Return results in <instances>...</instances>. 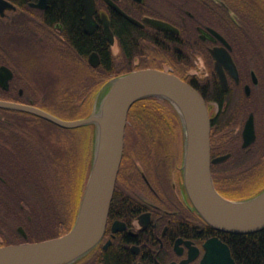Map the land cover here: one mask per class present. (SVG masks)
<instances>
[{
	"label": "flooded vegetation",
	"instance_id": "flooded-vegetation-1",
	"mask_svg": "<svg viewBox=\"0 0 264 264\" xmlns=\"http://www.w3.org/2000/svg\"><path fill=\"white\" fill-rule=\"evenodd\" d=\"M226 19L234 25L227 30ZM198 27L214 28L231 46L237 78L222 66L226 90L210 51L224 43L203 39ZM1 66L0 100L44 109L42 101L61 98L63 83L73 85L67 97L86 100L94 83L100 90L134 69L168 70L213 99L219 119L232 117L219 135L239 143L246 167H236V179L250 186L256 142L242 148V130L250 113L256 141L264 126V0H0ZM127 153L104 235L73 264H200L205 241L219 235L192 206L177 152ZM10 175L0 174V246L31 241L43 230L31 213L29 173H14V182Z\"/></svg>",
	"mask_w": 264,
	"mask_h": 264
},
{
	"label": "water",
	"instance_id": "water-1",
	"mask_svg": "<svg viewBox=\"0 0 264 264\" xmlns=\"http://www.w3.org/2000/svg\"><path fill=\"white\" fill-rule=\"evenodd\" d=\"M146 21L156 27L166 28L161 21ZM198 29L203 39L215 40L218 37L229 46L215 29ZM105 31L112 41L110 30L105 27ZM211 53L216 59L215 68L220 80L226 88L228 83L222 66L237 78L236 66L225 47L222 50L213 47ZM5 69L1 66L0 74ZM0 83L6 86L5 81ZM246 93H249L248 85ZM149 97L168 101L182 119L184 184L192 204L204 221L215 229L232 234H248L264 229V189L249 198L230 199L222 196L214 187L210 163L223 161L229 154L210 155L209 115L202 95L190 83L170 71L154 67L138 68L112 80L99 109H93L88 116L76 120L58 118L33 105L0 100V107L23 109L63 128L93 124L97 137L87 183L71 229L53 238L1 245L0 264H72L100 242L122 158L129 109L135 101ZM242 137V146H248L256 139L253 113L246 119ZM204 247L205 254L200 264H235L228 245L220 239L210 238Z\"/></svg>",
	"mask_w": 264,
	"mask_h": 264
},
{
	"label": "trees",
	"instance_id": "trees-1",
	"mask_svg": "<svg viewBox=\"0 0 264 264\" xmlns=\"http://www.w3.org/2000/svg\"><path fill=\"white\" fill-rule=\"evenodd\" d=\"M232 22L226 19V25L223 28L227 30L234 26ZM95 46L97 47V40ZM72 86L70 83H63V88L69 91L73 88ZM62 102V109L51 106L48 107V111L64 119L82 118L91 112L90 99L80 100L65 96ZM2 111L0 109V126L24 125L25 128L0 127V174H11L8 179L14 182L18 179L14 173H29L30 193L34 199L31 213L36 221L38 218L44 219L47 224L45 232L47 233L48 230L51 232L47 235L42 230L38 233L41 236L31 241L60 236L74 223L83 185L92 161L91 126L61 128L34 114L17 111L18 114L13 115L9 110H5L4 114ZM219 114L215 118H218ZM128 120L130 125L136 127L139 139L143 138V133L148 136L153 135L151 139L146 138L149 143L146 147L149 151L153 150L146 153L147 155L155 156L156 152L158 156L166 154L165 150L168 146L164 144V141L168 140V134L178 142L177 147L181 149L183 142L181 125L171 105L161 104L158 99L152 97L139 99L130 107ZM129 124L127 129H130ZM258 139L259 141L254 144L252 155L254 169L249 178V189L244 188L247 185L246 179L243 188L239 190L238 187L235 188L237 186L235 181L239 180V178L233 179L235 174L229 173L228 169L221 164L213 167L216 184L227 197L252 196L264 187V132ZM211 149L213 154L226 151H231L232 156L240 154L236 151L234 141L222 138L217 129L212 134ZM239 164L237 163L236 167H240ZM50 170L58 174L55 178L56 184L51 182L52 177L48 172ZM225 182L227 184L224 187L222 183ZM230 184L233 187L229 186ZM62 219L65 221L60 225ZM46 235L47 237H44ZM219 236L229 244L237 264H263L264 229L250 234L220 232Z\"/></svg>",
	"mask_w": 264,
	"mask_h": 264
},
{
	"label": "bare ground",
	"instance_id": "bare-ground-1",
	"mask_svg": "<svg viewBox=\"0 0 264 264\" xmlns=\"http://www.w3.org/2000/svg\"><path fill=\"white\" fill-rule=\"evenodd\" d=\"M212 28V27H211ZM207 29V28H206ZM214 29V28H213ZM223 38H224V36L222 35V34H220ZM218 37H215V40L217 39ZM207 39H209V40H213V39H211V38H207ZM220 39V38H219ZM225 39V38H224ZM215 40H213V41H215ZM221 40V39H220ZM226 40V39H225ZM227 41V40H226ZM223 42V41H222ZM224 43V42H223ZM227 43L229 44V42L227 41ZM214 47H216V46H214ZM226 48L227 50H228V52H229V49L231 48V46H230V44H229V46H227V45H225L224 44V46L223 47H220L221 48V50H222V48ZM217 48H219V47H217ZM212 49V48H211ZM211 49H210V51H211ZM229 54H230V52H229ZM231 56V55H230ZM232 58V57H231ZM233 60V59H232ZM234 62V61H233ZM224 67V66H223ZM185 81V80H184ZM187 82V81H186ZM248 85V84H247ZM246 85V86H247ZM191 86L193 87V88H195L201 95H202V97L204 98V100H205V102H206V106H207V110H208V115H209V142H210V155H211V157H216V156H219V155H223V154H229L228 155V157L225 159V160H223V161H220V162H211L210 163V171H211V176H212V181H213V184H214V187H215V189L222 195V196H224V197H227V195H225L220 189H219V187L217 186V184H216V179H215V176H214V173H213V167L215 166V165H217V164H221V165H223V167L224 168H226V169H228V172L229 173H233V174H235L234 176H235V178L233 177V179L235 180L239 175H237L236 173H237V170H236V166H237V163H240L239 165H241V166H243V167H246V164H243L240 160H238V157L239 156H241V150H240V148H239V143H237V141H234V140H231V141H234V145H235V148H236V151H238L239 153H240V155H235V156H232V152L230 151V152H228V151H226V153H219V154H213L212 153V149H211V143H212V134H213V132L215 131V129H217V131H218V134H221V131L222 130H224L225 128H224V126H225V124H226V126H228L229 124H230V122L232 121V117L231 116H228L227 118H225V119H219V118H215L216 116H217V113H215V104H214V100L213 99H208V98H206L205 96H204V94L202 93V91H201V89H200V87L198 86V85H194V84H191ZM222 86H223V84H222ZM246 86H245V91H246ZM249 86V85H248ZM213 87H215V86H213ZM227 87H228V84H227ZM227 87L226 88H224V86H223V90H226L227 89ZM250 88V87H249ZM149 98H151V97H149ZM157 99V98H156ZM158 100H160V99H158ZM163 101V100H162ZM166 104H169V105H171L168 101H164ZM18 104H20V103H18ZM23 105V104H22ZM25 105V104H24ZM28 105H30V104H28ZM235 105H237V102L235 103ZM34 106V105H33ZM132 106V105H131ZM172 106V105H171ZM36 107V106H35ZM45 107V106H44ZM210 107H211V109H210ZM38 108H41V107H38ZM172 108L174 109V111H175V113L177 114V116H178V118H179V121H180V125H181V132H182V137H183V142L181 143V149H179L178 147H177V145H178V142L177 141H175L174 139H172V137H170L169 135L170 134H168V137H170V139H168V140H165L164 142H166V143H164V144H166V146H168L167 147V149L165 150V151H169V150H173V151H176L177 152V156H178V162L179 163H183V154H184V130H183V123H182V119H181V117H180V115H179V113L176 111V109L172 106ZM0 109H2L3 111H2V113L4 114L5 113V110H9V111H11V114H13V115H17L18 113H17V110H19V111H22V112H25V113H29V112H26L25 110H23V109H16V108H4V107H0ZM41 109H43V110H46L47 112H49V113H51V114H53V115H55L53 112H51L50 110L48 111V107H45V109L44 108H41ZM211 111H210V110ZM91 113V112H90ZM89 113V114H90ZM97 113V112H96ZM30 114H32V113H30ZM88 114V115H89ZM128 114H129V112H128ZM87 115V116H88ZM37 116V115H36ZM55 116H57V115H55ZM58 118H61V117H59V116H57ZM86 117V116H85ZM41 118V117H40ZM82 118H84V117H82ZM43 119V118H42ZM63 119V118H62ZM78 119H80V118H78ZM44 120H46V119H44ZM66 120H76V119H66ZM46 121H49V120H46ZM49 122H51V121H49ZM245 122H246V120H245ZM51 123H53V122H51ZM53 124H55V123H53ZM129 124V120H128V116H127V123H126V127H125V135H126V130H127V125ZM56 126H58V127H61V126H59V125H57V124H55ZM87 125H89V126H91V132H92V143H93V149H92V159H93V155H94V148H95V143H96V130H95V126L93 125V124H87ZM244 125H245V123H244ZM16 127H18V129H21V128H25V126L24 125H19V126H9V128H16ZM5 128H7V127H5ZM61 128H63V127H61ZM243 129H244V127H243ZM243 131V130H242ZM125 135H124V145H123V152H122V158H121V160H120V163H119V167H118V171H117V175H116V179H115V182H114V188H113V192H114V189H115V185H116V182H117V179H118V176H119V173H120V171H121V166H122V163L124 162V156H127L128 155V153H127V149H126V142H125ZM259 135L260 134H258V138H259ZM168 141H170V144H168ZM259 141V139L256 141V139H255V141L254 142H258ZM254 142H253V144H254ZM242 143H243V137H242ZM250 145V144H249ZM245 147H247V146H242V148H244L245 149ZM151 151H153V150H150L149 152H151ZM156 152V151H155ZM156 154H157V152H156ZM155 154V156H158V154L156 155ZM176 154V153H175ZM163 155H165V154H163ZM166 156V155H165ZM91 164H92V161L90 162V166H89V170H88V172H87V175H86V179H85V182H84V185H83V189H82V193H83V190L85 189V185H86V183H87V179H88V175H89V171H90V167H91ZM230 165V169L227 167V166H229ZM239 170H240V167H237ZM235 169V170H234ZM237 175V176H236ZM57 176H58V174H57ZM241 177H243V176H241ZM228 182V181H227ZM227 182H225V184H227ZM235 183H237L236 185L237 186H235V188H237L238 187V189L240 190V189H242L243 187L242 186H240L243 182H242V179H239L238 181H235ZM241 183V184H240ZM245 183V182H244ZM243 183V184H244ZM232 184V183H231ZM229 185V186H232L233 187V185ZM240 186V187H239ZM244 188H246V189H249L250 188V186H246V187H244ZM264 189V187L261 189V190H259V191H257L254 195H256V194H258L259 192H261L262 190ZM254 195H252V196H254ZM252 196H245V197H238V198H231V197H227V198H230V199H244V198H249V197H252ZM192 203V202H191ZM192 206L194 207V205L192 204ZM195 208V207H194ZM110 209V208H109ZM197 211V210H196ZM199 214V213H198ZM200 215V214H199ZM203 219V218H202ZM204 220V219H203ZM208 227L209 228H211V229H213L214 231H215V233H217L218 235H219V233L220 232H223V231H220V230H218V229H215V228H213L212 226H210V225H208ZM263 230V229H262ZM261 231V230H260ZM256 232H259V231H256ZM223 233H227V232H223ZM252 233H255V232H252ZM228 234H232V233H228ZM248 234H250V233H248ZM212 238H218V239H220L222 242H224V243H226L227 245H228V247H229V249H230V254H231V257H232V259L234 260V262H235V264H237L236 263V261H235V259L233 258V256H232V252H231V248H230V246H229V244L227 243V242H225L220 236H218V237H212ZM207 241V240H206ZM205 241V242H206ZM96 247V246H95ZM204 250H205V247H204ZM204 254H205V252H204ZM204 256V255H203ZM203 259V258H202ZM202 261V260H201ZM201 263V262H200ZM263 264H264V261H263Z\"/></svg>",
	"mask_w": 264,
	"mask_h": 264
},
{
	"label": "rangeland",
	"instance_id": "rangeland-1",
	"mask_svg": "<svg viewBox=\"0 0 264 264\" xmlns=\"http://www.w3.org/2000/svg\"><path fill=\"white\" fill-rule=\"evenodd\" d=\"M31 71L34 73V75L37 73L36 72V70L35 69H31ZM95 84L96 83H94V87H93V94L91 93V97H90V106H91V112H92V110L94 109V110H98L99 109V106H100V103H101V100H102V98H103V96H104V93H105V90H106V87H102V89H100V90H98L101 86H102V84L101 83H99V84H96V86H95ZM74 90H72V92H73ZM70 93L71 92H69V90H67V89H64L63 87H62V92H61V98L60 99H57V100H54V99H50V100H45V101H42L44 104H43V106H45V107H51V106H57V109H62L63 107L61 106V104H63V102H62V99H63V97H65L66 96V94H69L70 95ZM70 96H72V95H70ZM80 100H82V98H79ZM161 104H166L164 101H162V100H158ZM61 106V107H60ZM64 119V118H63ZM130 125V124H129ZM166 127V126H165ZM259 127V129H258V131H259V134H260V136L262 137V135H263V132H264V129H263V124H261V125H259L258 126ZM132 128V129H131ZM167 128V127H166ZM263 129V130H262ZM137 129H136V127L134 126H132V125H130V129H127L126 130V135H125V142H126V149H127V151H129V152H131V150L134 148V149H137L138 151H140L142 154H143V152H145V153H149V152H147V151H149V149H148V147H146V146H149V143H148V141H146V138L147 139H151V138H153V135H147V134H145V133H143V138H144V140H141V139H143V138H141V139H139V134H137V131H136ZM168 139H170V137H168ZM145 142V143H144ZM158 142V141H157ZM49 172V175H50V177H52V181L51 182H54L55 184H56V180H55V178H56V173L54 172V170H50V171H48ZM31 199H32V197H31ZM32 202H34V199H32L31 200V205H32ZM35 222L37 223V224H40L42 227H43V232H45L46 231V228H47V224H46V222H45V220L44 219H42V218H38L37 219V221L35 220ZM41 222H42V224H41ZM45 225H44V224ZM51 230V229H50ZM55 230V229H54ZM53 232H55V231H53ZM46 233V232H45ZM51 232H49V230L47 231V235L48 234H50ZM47 235L46 236H44V237H47ZM36 237H38V236H41V235H35ZM36 237H34V238H36ZM41 238H43V237H41Z\"/></svg>",
	"mask_w": 264,
	"mask_h": 264
}]
</instances>
